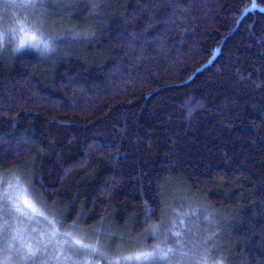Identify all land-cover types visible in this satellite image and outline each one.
I'll return each mask as SVG.
<instances>
[{"label": "trees", "instance_id": "obj_1", "mask_svg": "<svg viewBox=\"0 0 264 264\" xmlns=\"http://www.w3.org/2000/svg\"><path fill=\"white\" fill-rule=\"evenodd\" d=\"M38 7L53 52L0 51V176L104 263L155 248L167 202L216 264H264V0Z\"/></svg>", "mask_w": 264, "mask_h": 264}, {"label": "rangeland", "instance_id": "obj_2", "mask_svg": "<svg viewBox=\"0 0 264 264\" xmlns=\"http://www.w3.org/2000/svg\"><path fill=\"white\" fill-rule=\"evenodd\" d=\"M15 2H33L36 7H0V51L12 52L16 48H27L43 53L53 52L55 42L51 36L52 32L39 12L38 6L42 0H15ZM2 4L3 0H0V5ZM255 6L257 5L254 4L251 8ZM22 25L33 28L38 26L43 33L41 39L48 41L49 48H44L43 44L33 47L31 41L20 32ZM22 37L26 43L20 46ZM14 183L13 177L0 176V264H136L133 261L127 263L123 260H110L104 263L101 259L106 256L102 251L103 248L113 249L109 247L110 242L106 238H97L93 243H89L80 235L73 234L75 239H82L85 244L95 245L98 251L93 252L90 248L76 245L73 236L50 224L49 219L40 216H33L30 219L27 215L17 213L11 203L4 198V193L8 192V185ZM170 206L165 202L160 215L162 222L154 226V238L155 247L159 245L163 250L170 247L173 251L168 253L164 260L157 255L147 264H216L213 261L214 254H217L214 252L215 246L212 244L207 246L205 241L209 234L206 226L200 225L198 219H191L192 212L178 210L174 213L169 210ZM169 213L171 216H168ZM167 217L169 220H165ZM54 227L55 235H53ZM185 229L190 234L186 235ZM173 233H180L179 238ZM177 239L180 243H177ZM37 240L41 241L39 251L31 259H23L27 251L25 246L29 243L35 246Z\"/></svg>", "mask_w": 264, "mask_h": 264}, {"label": "snow or ice", "instance_id": "obj_3", "mask_svg": "<svg viewBox=\"0 0 264 264\" xmlns=\"http://www.w3.org/2000/svg\"><path fill=\"white\" fill-rule=\"evenodd\" d=\"M3 8H15V7H36L35 3L28 2V3H16L15 0H3V4L0 5ZM20 32L24 34L28 40L31 41L33 47H39L41 44L44 45V48H49L48 41L42 40L41 37L43 33L40 31L38 26L36 27H25L21 26ZM26 43L25 39L22 37L20 39V46H23ZM15 183L8 185V192L4 193V198L9 201L14 208V210L22 215H27L30 219L33 216H40L44 219H48L47 216L44 215V212L40 210L32 199V194L30 193L28 187L20 182L19 177L14 178ZM50 224L55 225L56 221L50 220ZM56 234L55 227L53 228V235ZM67 235L73 236L72 233H68ZM174 236L179 238L180 233H173ZM74 242L76 245H79L83 248H90L93 252L98 251V248L95 245L85 244L83 243L82 239H75L73 236ZM177 243H180V240L177 239ZM41 245V241L37 240L35 246L32 243H29L25 247L27 251L24 253L23 259L28 260L35 256L36 252L39 251ZM172 248H167V250H163L157 245L155 248L151 250H138L136 252L130 253L122 257V260L125 262L128 261H136V264H147V262H151L157 255L161 260L167 258L168 253L172 252ZM217 264H223V261H217Z\"/></svg>", "mask_w": 264, "mask_h": 264}]
</instances>
